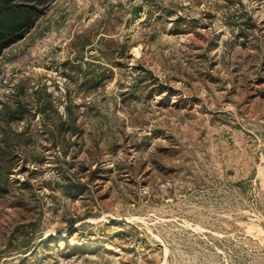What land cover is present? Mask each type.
Here are the masks:
<instances>
[{
	"label": "rangeland",
	"instance_id": "obj_1",
	"mask_svg": "<svg viewBox=\"0 0 264 264\" xmlns=\"http://www.w3.org/2000/svg\"><path fill=\"white\" fill-rule=\"evenodd\" d=\"M0 158V264H264V0H45Z\"/></svg>",
	"mask_w": 264,
	"mask_h": 264
},
{
	"label": "trees",
	"instance_id": "obj_2",
	"mask_svg": "<svg viewBox=\"0 0 264 264\" xmlns=\"http://www.w3.org/2000/svg\"><path fill=\"white\" fill-rule=\"evenodd\" d=\"M45 0H0V54L2 50L22 39L34 25ZM63 150V148H62ZM10 164L0 158V191L6 189ZM96 171H93V174ZM75 186L67 187L73 192Z\"/></svg>",
	"mask_w": 264,
	"mask_h": 264
}]
</instances>
